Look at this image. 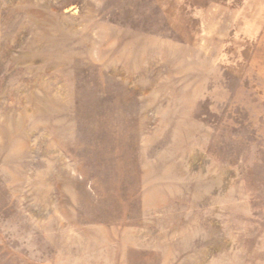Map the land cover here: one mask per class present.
Masks as SVG:
<instances>
[{
    "label": "rangeland",
    "instance_id": "obj_1",
    "mask_svg": "<svg viewBox=\"0 0 264 264\" xmlns=\"http://www.w3.org/2000/svg\"><path fill=\"white\" fill-rule=\"evenodd\" d=\"M0 264H264V0H0Z\"/></svg>",
    "mask_w": 264,
    "mask_h": 264
}]
</instances>
